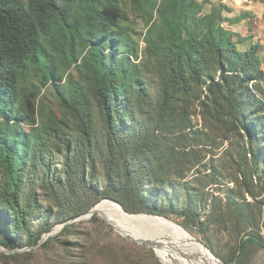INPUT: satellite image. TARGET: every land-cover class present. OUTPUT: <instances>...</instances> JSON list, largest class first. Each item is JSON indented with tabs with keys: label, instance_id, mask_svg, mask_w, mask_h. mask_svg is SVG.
Wrapping results in <instances>:
<instances>
[{
	"label": "trees",
	"instance_id": "1",
	"mask_svg": "<svg viewBox=\"0 0 264 264\" xmlns=\"http://www.w3.org/2000/svg\"><path fill=\"white\" fill-rule=\"evenodd\" d=\"M119 2L0 0V247L40 246L56 224L115 199L190 231L229 230V220L240 239L225 262H240L250 245L264 247L260 46L223 27L233 11L222 2L144 0L145 63L116 29ZM72 68L77 76L65 75ZM31 74L51 88L60 113L40 87L30 91ZM54 241L58 249L26 264H89L80 240L41 247ZM138 250L105 249L122 264H144Z\"/></svg>",
	"mask_w": 264,
	"mask_h": 264
},
{
	"label": "rangeland",
	"instance_id": "2",
	"mask_svg": "<svg viewBox=\"0 0 264 264\" xmlns=\"http://www.w3.org/2000/svg\"><path fill=\"white\" fill-rule=\"evenodd\" d=\"M120 7L122 10L123 18L119 20L117 30L124 33L127 37V39H131L133 43L139 45V54L140 59L145 61L147 63V59L145 58V53L147 50V43H146V35L148 31V26L146 24V20L148 17H150L149 12L143 7L145 6L144 0H141V3H136L135 0H119ZM151 2L154 0H150ZM199 2L208 1L212 2L211 0H198ZM222 3L226 4V1H229L231 4L227 3L232 8V13H225L224 17L225 19L228 18L230 21L232 19H237L241 17L243 13V9H246V7H252L250 8L252 11L250 15L248 16L247 20H243V29L245 32L246 27L250 28V30H254V33L249 36L250 43L248 41V45L250 46L253 42L260 46L259 49V55L263 63L264 58V0H221ZM215 4L219 2H213ZM211 10V6L207 3L205 4V9L203 10V14L209 13ZM258 13V14H256ZM154 17L157 18V14H154ZM225 21L223 23V27L231 30L233 29L234 25L239 26L235 22ZM235 23V24H234ZM241 27V26H240ZM115 29V28H114ZM239 32H234L235 35L240 36L241 32L240 29H238ZM261 41L263 43H261ZM85 56V52L81 51V60ZM79 66V65H78ZM65 75L73 74L77 76L76 68H72L70 70L66 71ZM27 83H29L30 91L33 90L35 94H37L36 87H40L42 92L39 95L40 99H45V102L49 104L54 110H56L58 113L59 109L57 107V101L56 98L52 95V90L49 86L43 87V81L40 76H35L31 74L28 79ZM252 83L250 86H253ZM264 87V82L261 83ZM254 87V86H253ZM48 96V98H45ZM264 97V96H262ZM195 123H197L200 127L202 124L201 117H194ZM218 156H214L213 158H218ZM224 162L222 159L219 160V163L221 164ZM225 177H228V179H225V184H227L226 188H233L234 185L232 183H229V174L227 173ZM213 186L209 187L207 190L209 192L213 191ZM215 189V188H214ZM215 195V193H214ZM217 195V194H216ZM226 193H221L220 197L223 198L224 204H228V200L226 199ZM248 200L251 201V197H248ZM105 200H102L103 202ZM98 204V203H97ZM96 206V205H94ZM206 213H210V208L207 207L204 210ZM137 214V213H136ZM145 214V213H144ZM170 221L181 225V221L176 218H167ZM70 225L72 224L73 227L71 228L70 232H72L71 235H65L61 236L62 231L64 227L66 226L64 223H58L56 224L53 229L45 233L43 235V238L46 240L40 244V246L30 248V247H22L20 249H17L14 251V253H8L7 250H5L3 247H0V252L5 253L6 255L12 256V255H18L16 258L12 259H4L0 261V264H26L30 260L35 262L40 260V258L45 254V249H58L56 246V242L54 241L48 247H41V245L45 244L50 238H56V239H62V240H70L72 242L74 241H81L83 244H85L84 249H91V255H90V261L89 264H122V261H115L114 259H111L109 257L108 252L105 251V249H111L113 253L116 252V249H141V251L134 252V255L141 259L144 264H158L156 262V259L159 261L160 264L162 263L157 255L154 253V257L147 252L146 250L142 249H149L147 247L141 246L136 243H131L124 239L122 236H120L118 233L114 231V229L105 222L104 218L96 214L91 218H84L83 215L73 218L69 221H67ZM184 227V226H183ZM227 227L229 230L224 229L221 230L217 225L213 224L212 227L209 229L205 227L204 233L193 229L192 231L188 230L193 236H195L197 239L203 241V243L207 244L210 249L214 252V254L219 257L223 262H225L226 259H229L232 257L234 249H236L237 245L239 244L240 236H237L236 232L233 230L232 223L228 220ZM38 229V227H36ZM248 233V232H247ZM83 234L86 235V238L83 237ZM262 236H264V232H261ZM245 234H243L244 236ZM118 236L121 237L122 240H125L127 242H123L121 239L118 238ZM264 242V241H263ZM56 243V244H55ZM133 244H136L133 245ZM59 246V244H57ZM33 249H36V252H32ZM42 249V250H39ZM71 249H74L71 246ZM247 253L240 257V262H231L226 264H253V263H261L264 253V247L260 245H250L247 248ZM36 258V259H35ZM166 264V263H165ZM264 264V262L262 263Z\"/></svg>",
	"mask_w": 264,
	"mask_h": 264
},
{
	"label": "bare ground",
	"instance_id": "3",
	"mask_svg": "<svg viewBox=\"0 0 264 264\" xmlns=\"http://www.w3.org/2000/svg\"><path fill=\"white\" fill-rule=\"evenodd\" d=\"M98 209L109 222L121 228H128L135 220H149L165 231L167 241L158 256L166 264H226L205 248L199 239L182 226L161 217L132 216L111 201H103Z\"/></svg>",
	"mask_w": 264,
	"mask_h": 264
},
{
	"label": "water",
	"instance_id": "4",
	"mask_svg": "<svg viewBox=\"0 0 264 264\" xmlns=\"http://www.w3.org/2000/svg\"><path fill=\"white\" fill-rule=\"evenodd\" d=\"M106 200L111 201L114 204H117L118 206H120L121 209L125 213H127L128 215H132V216H141V215H143L145 217H161L163 219H167L166 217L156 216V215H149V214H144V213H139V214L129 213L123 208V206L121 205V203L119 201H117L115 199H105V201ZM101 203L102 202H99L89 212L83 214V217L84 218H91V217H93L96 214L101 215L104 218L105 222L107 224H109L114 229V231L116 233H118L120 236H122L124 239H126L127 241H129L131 243H136V244H139L141 246H144V247H147L149 249H152L155 252V254L157 255L158 259L162 263H164L160 259V257L158 256V253H157L158 250H161L164 247L165 242L168 239V238H166V236H165L166 233H165V231L163 229L158 228L157 225H155V223H153V222H151L149 220H135L134 222L131 223V226L128 227V228L116 227V226L112 225L109 222V220L100 213V211L98 209V206ZM167 220H169V219H167ZM64 224L67 226L69 223L66 222ZM45 240H46L45 238H42V240L40 241L39 245L42 244ZM201 243L205 246V248H207L208 250H210L214 254V252L210 249V247L207 244L203 243V241H201ZM7 252L8 253H14V251H8V250H7ZM263 258H264V253H263ZM263 262H264V259L261 261V263H253V264H262Z\"/></svg>",
	"mask_w": 264,
	"mask_h": 264
},
{
	"label": "crops",
	"instance_id": "5",
	"mask_svg": "<svg viewBox=\"0 0 264 264\" xmlns=\"http://www.w3.org/2000/svg\"><path fill=\"white\" fill-rule=\"evenodd\" d=\"M212 2H222L221 0H211ZM227 3H229V4H231L232 5V3H230L229 1H226ZM226 3V4H227ZM228 5V4H227ZM250 8H252V7H246V9H243L244 11H243V13L244 14H250L252 11H250L251 9ZM256 14H258V13H256ZM259 15V14H258ZM248 18H246V19H243V20H247ZM243 20H240V21H237L236 23H239V24H236V25H239V26H235L234 25V27H233V29H232V31L233 32H239V30L238 29H240V31H242L240 34V36L241 37H245V38H249V36H251L253 33H254V30H255V28H254V30H250V28H247L246 27V29H245V32H244V27H243ZM235 24V23H234ZM241 26V27H240ZM249 43H250V40H249ZM261 43H263L262 41H261ZM252 44H255L254 42L252 43ZM260 56V55H259ZM262 66H263V69H264V58H263V64H262Z\"/></svg>",
	"mask_w": 264,
	"mask_h": 264
}]
</instances>
